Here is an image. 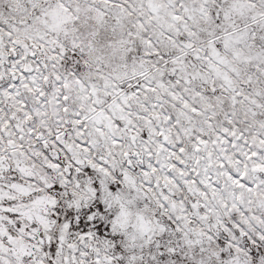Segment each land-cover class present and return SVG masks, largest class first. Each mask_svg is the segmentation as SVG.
Returning a JSON list of instances; mask_svg holds the SVG:
<instances>
[{"label":"snow or ice","instance_id":"obj_1","mask_svg":"<svg viewBox=\"0 0 264 264\" xmlns=\"http://www.w3.org/2000/svg\"><path fill=\"white\" fill-rule=\"evenodd\" d=\"M0 264H264V0H0Z\"/></svg>","mask_w":264,"mask_h":264}]
</instances>
